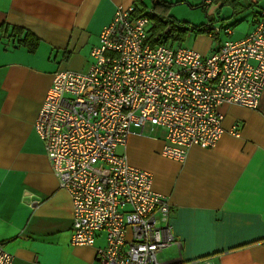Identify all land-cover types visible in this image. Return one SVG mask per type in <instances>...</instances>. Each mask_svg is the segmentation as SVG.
I'll use <instances>...</instances> for the list:
<instances>
[{"label": "crops", "instance_id": "crops-1", "mask_svg": "<svg viewBox=\"0 0 264 264\" xmlns=\"http://www.w3.org/2000/svg\"><path fill=\"white\" fill-rule=\"evenodd\" d=\"M165 1L202 10L199 20L182 21L184 28L221 27L215 39L186 28L191 48L202 55L247 36L264 6V0ZM133 2L0 0V242L13 254L12 264H102L95 250L103 235L92 246L70 242L71 200L33 125L53 73L86 70L115 8ZM141 2L145 10L153 0ZM25 32L32 37L23 41ZM219 111L224 132L215 146L192 145L184 160L162 153L158 128H132L117 152L149 172L152 189L167 197L172 231L183 242L181 260L212 256L215 264H264V88L256 109L223 104ZM36 197L41 204L32 209L28 203ZM161 257L180 263L174 247Z\"/></svg>", "mask_w": 264, "mask_h": 264}, {"label": "built area", "instance_id": "built-area-1", "mask_svg": "<svg viewBox=\"0 0 264 264\" xmlns=\"http://www.w3.org/2000/svg\"><path fill=\"white\" fill-rule=\"evenodd\" d=\"M155 16L152 7L135 15L134 6H117L87 69L53 73L33 127L71 200L72 245L92 246L103 235L95 250L102 264H171L161 255L172 247L179 264H215L212 256L181 260L167 197L117 147H125L132 128H158L162 153L184 160L192 145L215 146L224 132L221 105L256 109L264 88V6L247 36L208 55L162 41L179 23ZM159 23L164 28L153 34ZM186 28L213 39L222 31L210 23ZM40 204L37 197L28 203ZM12 261L0 242V264Z\"/></svg>", "mask_w": 264, "mask_h": 264}, {"label": "trees", "instance_id": "trees-1", "mask_svg": "<svg viewBox=\"0 0 264 264\" xmlns=\"http://www.w3.org/2000/svg\"><path fill=\"white\" fill-rule=\"evenodd\" d=\"M141 0H134L133 5L135 7V15H139L141 13H144V7L141 4ZM172 5H174L173 3L167 2L165 0H153L152 2V9L155 13V19H158V17L160 18H166L168 19L166 12L167 10L172 7ZM174 21V20H172ZM179 23V27L177 29V32L175 34H166L165 36H163L162 41H171L172 43H181L180 40H183V37L186 36V28H184V26L186 25L185 22H177ZM164 24L163 23H159L155 28L152 29V33H158L160 30H162L164 28ZM195 27V26H194ZM202 26H196V28H199ZM197 32H200L199 30H196ZM32 37V34L29 32H25L24 35V40H27L28 38Z\"/></svg>", "mask_w": 264, "mask_h": 264}, {"label": "rangeland", "instance_id": "rangeland-1", "mask_svg": "<svg viewBox=\"0 0 264 264\" xmlns=\"http://www.w3.org/2000/svg\"><path fill=\"white\" fill-rule=\"evenodd\" d=\"M151 6L152 5H148L147 8H149ZM167 11H168V13H166V14H169V12H170V14L173 17H175L177 20H179L178 22L196 21V20H199L200 18H202L204 16V13L202 12V10H200L199 8L192 9L187 4H177V5L174 4ZM171 19L174 20L173 18H171ZM186 25H187V23H186ZM199 33H201V32H199ZM191 37H192L191 35H187V36L183 37V40L182 41L180 40V42H182L183 45L191 48V46H192L191 45V42H192ZM156 131H159V130L156 128Z\"/></svg>", "mask_w": 264, "mask_h": 264}]
</instances>
